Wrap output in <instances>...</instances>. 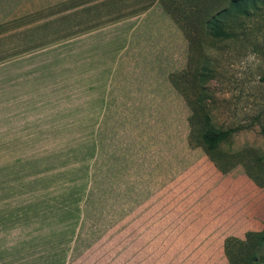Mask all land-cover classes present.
Here are the masks:
<instances>
[{
	"label": "rangeland",
	"instance_id": "obj_1",
	"mask_svg": "<svg viewBox=\"0 0 264 264\" xmlns=\"http://www.w3.org/2000/svg\"><path fill=\"white\" fill-rule=\"evenodd\" d=\"M167 5L184 45L180 37L174 45L172 30H161L160 76L147 72L155 82L115 84L95 137L66 124L30 132V146H0V218H9L19 198L47 200L56 191L60 202L75 204L83 196L70 264H229L220 237L205 234L224 221V202L206 198L209 187L264 168V0ZM209 23L222 35H213ZM189 102L221 133L220 154L233 165L227 173L202 147L189 145ZM171 181L184 194L171 195ZM175 222L193 234H172ZM227 238L245 242L246 235ZM255 251L264 257V245Z\"/></svg>",
	"mask_w": 264,
	"mask_h": 264
},
{
	"label": "crops",
	"instance_id": "obj_2",
	"mask_svg": "<svg viewBox=\"0 0 264 264\" xmlns=\"http://www.w3.org/2000/svg\"><path fill=\"white\" fill-rule=\"evenodd\" d=\"M172 2L0 0L1 148L30 146V132L66 130V124L95 137L115 84L155 82L146 78L147 72L148 77L160 76L165 49L161 30H172L174 45L179 37L184 45L166 11ZM2 161H12V156ZM184 189L174 188L171 181V195L184 194ZM60 195L55 191L47 200L32 195L10 205L9 218H0V264H70L82 227L83 196L70 204L60 202ZM206 199L224 202V221L205 230L221 243L263 231L264 194L248 177L209 187ZM170 229L176 236L194 231L176 222Z\"/></svg>",
	"mask_w": 264,
	"mask_h": 264
},
{
	"label": "trees",
	"instance_id": "obj_3",
	"mask_svg": "<svg viewBox=\"0 0 264 264\" xmlns=\"http://www.w3.org/2000/svg\"><path fill=\"white\" fill-rule=\"evenodd\" d=\"M209 27L212 30L211 33L215 36L222 35V30L218 27V24L209 23ZM264 81V76H263ZM201 105L200 102H198ZM192 113L188 119L189 122V135L188 143L190 146L202 147L210 161L215 167L223 174L227 173L232 167L231 158L224 157L219 151V142L221 139V133L209 123L208 115L203 113L202 110L192 108ZM245 153L244 155H246ZM247 171V176L260 188L264 187V168L260 167L256 171ZM258 238L257 243L252 241V238ZM238 244V247L235 246ZM264 245V229L261 232H249L246 234L245 242L239 241L235 238H227L224 241V250L229 260V264H264V257L259 259L257 256L256 247ZM236 249V250H235ZM249 251L253 253L249 256Z\"/></svg>",
	"mask_w": 264,
	"mask_h": 264
}]
</instances>
